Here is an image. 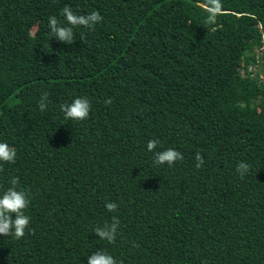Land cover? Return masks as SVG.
Returning a JSON list of instances; mask_svg holds the SVG:
<instances>
[{
    "label": "trees",
    "instance_id": "1",
    "mask_svg": "<svg viewBox=\"0 0 264 264\" xmlns=\"http://www.w3.org/2000/svg\"><path fill=\"white\" fill-rule=\"evenodd\" d=\"M205 4L0 0V142L17 152L0 193L19 178L32 230L0 236V264H87L97 250L118 264H264V0H221L212 24ZM66 5L103 17L72 45L49 35ZM78 97L89 117L65 119ZM154 139L183 160L155 165ZM113 217L108 244L93 230Z\"/></svg>",
    "mask_w": 264,
    "mask_h": 264
},
{
    "label": "clouds",
    "instance_id": "2",
    "mask_svg": "<svg viewBox=\"0 0 264 264\" xmlns=\"http://www.w3.org/2000/svg\"><path fill=\"white\" fill-rule=\"evenodd\" d=\"M208 16L206 23L212 24L215 22V17L221 12V0H206L205 4ZM62 15L65 18L67 26L61 24L57 17H49L48 27L50 29V37L55 38L57 41L72 45L74 43L75 27H84L87 29H94L95 26L102 22L103 17L98 11H92L87 15H77L73 12L70 6H65L62 10ZM48 93L44 92L38 104L40 111H45L48 106ZM106 104H111V98L105 101ZM65 119L72 121H84L89 117L91 111V103L87 98H75L70 104H63L60 106ZM160 144L158 139L150 140L147 144V150L154 152ZM17 152L16 149L6 142H0V165L14 164L16 162ZM183 155L181 152L168 148L163 151L154 152V164L173 167L177 161H182ZM197 169L201 168L205 161L200 153L195 155ZM250 165L245 164L243 161L239 162L236 166V172L243 179L249 172ZM0 171H3L0 166ZM10 187L0 193V236L12 237L20 240L25 236L26 230L30 229V217L25 214V210L30 204L28 198V191L19 189V178L12 177L9 181ZM105 207L108 212H114L118 209V205L114 202H106ZM119 228V220L117 217L112 218V222L105 223L103 227H96L93 231L100 240L107 241L108 244H114L117 238ZM87 264H118L117 260L105 250H97L91 256L87 257ZM122 264V261L120 262Z\"/></svg>",
    "mask_w": 264,
    "mask_h": 264
},
{
    "label": "rangeland",
    "instance_id": "3",
    "mask_svg": "<svg viewBox=\"0 0 264 264\" xmlns=\"http://www.w3.org/2000/svg\"><path fill=\"white\" fill-rule=\"evenodd\" d=\"M35 31V28L33 29V32ZM259 67L261 68V64L259 65ZM260 76H261V79H263L264 80V74L263 73H261L260 74Z\"/></svg>",
    "mask_w": 264,
    "mask_h": 264
},
{
    "label": "built area",
    "instance_id": "4",
    "mask_svg": "<svg viewBox=\"0 0 264 264\" xmlns=\"http://www.w3.org/2000/svg\"><path fill=\"white\" fill-rule=\"evenodd\" d=\"M251 69H249V71H250Z\"/></svg>",
    "mask_w": 264,
    "mask_h": 264
}]
</instances>
